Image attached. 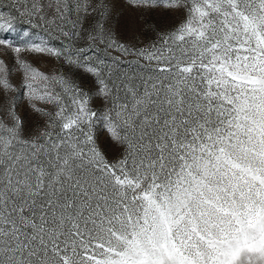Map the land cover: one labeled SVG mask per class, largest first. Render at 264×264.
Instances as JSON below:
<instances>
[{"label": "snow or ice", "instance_id": "obj_1", "mask_svg": "<svg viewBox=\"0 0 264 264\" xmlns=\"http://www.w3.org/2000/svg\"><path fill=\"white\" fill-rule=\"evenodd\" d=\"M9 7L60 70L0 38V264H264V0Z\"/></svg>", "mask_w": 264, "mask_h": 264}, {"label": "rangeland", "instance_id": "obj_2", "mask_svg": "<svg viewBox=\"0 0 264 264\" xmlns=\"http://www.w3.org/2000/svg\"><path fill=\"white\" fill-rule=\"evenodd\" d=\"M12 3L13 0H0V11L9 12L11 10L9 6ZM126 15L134 19L136 14L129 10ZM182 18L183 17L181 13L174 12H153L149 16V19L152 21V23L154 25H158L161 28H171L177 25ZM27 20V17L22 19H14V27L12 30L0 32V38H7L13 44L21 46V55L29 60L40 71L45 73H54L57 70H60V64L54 58L23 51L26 40L29 44H31L32 42L39 43L41 41H47L48 39L42 28L36 27L35 25L30 26ZM135 31L140 32L139 25L135 27ZM29 36L31 37L30 40L28 39ZM13 55V52L5 51L3 48H0V56H3L10 63L12 61ZM18 80L19 78L17 77V82ZM20 111L21 114L27 118L29 127H33L35 124H39L41 122L39 117L31 113L27 103L21 106Z\"/></svg>", "mask_w": 264, "mask_h": 264}]
</instances>
